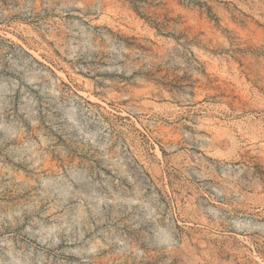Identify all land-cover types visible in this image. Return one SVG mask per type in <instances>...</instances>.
Instances as JSON below:
<instances>
[{"label":"rangeland","instance_id":"374dc122","mask_svg":"<svg viewBox=\"0 0 264 264\" xmlns=\"http://www.w3.org/2000/svg\"><path fill=\"white\" fill-rule=\"evenodd\" d=\"M0 264H264V0H0Z\"/></svg>","mask_w":264,"mask_h":264}]
</instances>
